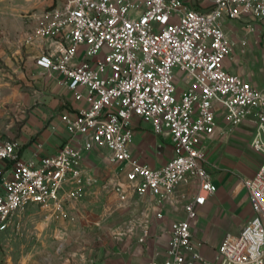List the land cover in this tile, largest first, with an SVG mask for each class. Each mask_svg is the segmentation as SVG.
Wrapping results in <instances>:
<instances>
[{
  "label": "built area",
  "instance_id": "1",
  "mask_svg": "<svg viewBox=\"0 0 264 264\" xmlns=\"http://www.w3.org/2000/svg\"><path fill=\"white\" fill-rule=\"evenodd\" d=\"M34 17L23 45L37 46L36 64L61 75L60 83L85 105L60 116L69 138L54 154L24 159L19 140L0 139V230L19 226L30 205L66 216V205L91 183L86 154L102 148L119 167L112 186L118 202L149 199L143 215L114 228V236L136 235L145 243L152 211L162 219L167 202L184 209L170 224L166 246L146 264H264V89L226 65L236 43L228 22L264 25V0H62ZM136 117L171 141L173 156L161 168L130 149ZM244 123L252 126L251 147L262 159L243 182L253 216L208 256L193 222L219 189L209 144ZM180 186L195 190L177 193Z\"/></svg>",
  "mask_w": 264,
  "mask_h": 264
},
{
  "label": "crops",
  "instance_id": "2",
  "mask_svg": "<svg viewBox=\"0 0 264 264\" xmlns=\"http://www.w3.org/2000/svg\"><path fill=\"white\" fill-rule=\"evenodd\" d=\"M186 1L189 3L194 2V0ZM61 4L62 0H58L41 8L35 14L41 13L50 7L60 6ZM199 5L198 1L196 6ZM7 10L9 11L10 8H7ZM3 18H6V21H10L11 19L5 16ZM35 24L36 20L34 17V24L31 29L34 28ZM17 29H21V23L17 25ZM17 34L10 48V56L6 58L4 63L0 64V139L19 140L23 145L21 156L24 159H37L39 156L51 155L58 151L63 142L69 138V134L60 116L64 113H75L85 103L76 101L73 93L60 83L62 79L61 75L55 73L50 76L36 64L37 58L40 55L37 46L23 45L25 35L21 36L18 40L19 35ZM133 127L135 136L130 146L131 151L150 167L161 168L173 156V147L170 139L156 135L149 120L136 117L133 120ZM220 136L218 135L209 144L207 156L211 164L210 153H212V150L214 151L212 146ZM159 144H163V147H159ZM105 151L109 154L107 149L102 148H95L86 154L84 165L86 174L91 178V183L86 186V192L79 201L75 204L66 205V214L68 216L61 217L62 219L55 221L53 225L62 236H65V229L73 230L81 228L84 230V238L82 239L84 243H81V248H79L84 257V264H146L150 255L156 249H163L166 246L170 224L172 221L185 216L184 209L180 207L179 210H175L173 205L167 202L164 205V217L162 219L156 218L152 211V235L145 243L138 242L136 235L123 236L121 238L114 236L112 230L117 227L109 224L110 220H104V218L110 217L112 212L116 213L118 211V213H121L126 209L127 203L130 206L134 204L135 207L140 206L144 209L149 199L146 196H134L125 206H122V204L117 203L118 197L116 194H111L108 199V197L105 198L104 194L100 195L96 193L93 195V192H89L90 186L98 180L100 175L98 168H96V173L91 174L89 164L91 162L92 164H96L97 159H99L98 153ZM217 164L218 168L222 170L214 172L211 170V167L210 171L219 189L201 207L200 214L207 215L208 212L219 208L220 198L224 196V193L220 190L221 186L233 176L230 172L231 170L226 167L230 166L229 163L227 164L224 159ZM186 189L185 186H180L177 188V193ZM244 189L250 204L245 186ZM114 198L116 200L114 203H111L109 200ZM80 201L81 204L84 203V221L72 223L74 222L72 220L76 217L74 215L75 212L79 210L78 204ZM96 203H99L104 208V212L102 213L104 217L95 221L89 215L93 211V207L96 206ZM130 206L129 210L131 209ZM251 211L253 216L252 208ZM65 219H68V221ZM140 232L141 228L138 227L137 235ZM205 242V245L202 247L203 252L211 256L216 245H210L207 241Z\"/></svg>",
  "mask_w": 264,
  "mask_h": 264
},
{
  "label": "rangeland",
  "instance_id": "3",
  "mask_svg": "<svg viewBox=\"0 0 264 264\" xmlns=\"http://www.w3.org/2000/svg\"><path fill=\"white\" fill-rule=\"evenodd\" d=\"M57 1L0 0V64L10 56V48L16 34L18 33L19 40L32 30L33 15L41 8ZM4 16L10 17V21H6ZM19 22L21 29L18 30ZM228 25L227 32L236 42L234 51L226 62L228 69L259 89H264V25L249 19L241 23L229 21ZM243 41L246 42L245 46ZM243 49L246 52H243ZM252 130L250 123L227 127L226 133L212 146L214 151L210 153L213 165L211 170L219 172L221 168H218L217 163L224 159L227 164L229 163L230 166L226 167L231 170L233 176L221 186L220 190L224 196L220 198L219 208L208 212L207 215L201 213L193 222L195 236L210 245L217 246L227 232H239L252 216L243 182L245 177L256 171L262 161L261 156L251 147ZM98 154L97 163L91 162L89 171L93 174L98 168L100 175L90 186L89 192H93V195L104 194L105 198L109 199L111 194H115L112 186L119 167L110 162L106 151ZM194 190L195 187H190L186 189V193L192 194ZM115 198L109 201L114 203ZM95 205L89 217L96 221L104 217L102 214L104 208L99 203ZM126 206L121 213L112 212L110 217L104 220L109 219L112 226L124 227L137 214L143 215L146 209L135 207L134 204L130 206L128 203ZM78 207L72 223L84 221V203L81 204L80 201ZM61 217L35 205H30L20 212L19 226H9L5 230H0V264H84V257L79 251L81 243H84L82 240L84 230L65 229V236L60 235L53 224L61 220Z\"/></svg>",
  "mask_w": 264,
  "mask_h": 264
}]
</instances>
